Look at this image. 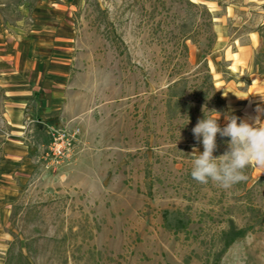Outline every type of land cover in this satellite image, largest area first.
Returning a JSON list of instances; mask_svg holds the SVG:
<instances>
[{"label": "rangeland", "instance_id": "rangeland-1", "mask_svg": "<svg viewBox=\"0 0 264 264\" xmlns=\"http://www.w3.org/2000/svg\"><path fill=\"white\" fill-rule=\"evenodd\" d=\"M191 1L212 16L205 59L225 101L212 118L250 121L264 95V0ZM199 22L182 0H0V264H264V166L227 189L198 183L203 144L165 106L181 78L192 99L191 39L203 47L211 32ZM15 62L64 74L69 124H6ZM51 128L70 138L61 157Z\"/></svg>", "mask_w": 264, "mask_h": 264}, {"label": "clouds", "instance_id": "clouds-1", "mask_svg": "<svg viewBox=\"0 0 264 264\" xmlns=\"http://www.w3.org/2000/svg\"><path fill=\"white\" fill-rule=\"evenodd\" d=\"M218 119L219 116L212 118L205 115L192 129L195 139L202 142L204 150L200 153L197 148H193L191 176L198 183L207 184L212 181L227 189L247 180L244 174L246 167L253 163L264 166V122L257 118L255 123H249L236 116H230L226 118V126L221 128ZM218 133L222 137H230V141L228 151L214 157Z\"/></svg>", "mask_w": 264, "mask_h": 264}, {"label": "trees", "instance_id": "trees-1", "mask_svg": "<svg viewBox=\"0 0 264 264\" xmlns=\"http://www.w3.org/2000/svg\"><path fill=\"white\" fill-rule=\"evenodd\" d=\"M182 2L186 7L192 8L195 12H197V16L200 18L197 32H199L202 27H207V29L209 28L211 32H209L208 36H206V43L203 47H201V43H203L201 38L197 37L191 39L202 53L201 59L194 67L193 76L195 81H197V84H193L190 88V91L192 92V99L187 100L184 98V92L187 89L185 85L186 79L181 78L180 82H172L167 85V98L165 106L168 110H175L180 117H183L186 120L187 123H191L188 124V135L190 137L191 144L197 145L201 142H198L195 139L192 129L196 126L198 120L203 119L205 115L212 117L213 115L224 113L225 101L214 90L212 75L205 59V56L209 54V51L215 42V33L211 30L213 24L212 16L203 3H196L191 0H182ZM257 32L259 37L264 40V33H261L259 29H257ZM181 37V41L179 42V55L186 59L188 56V47L184 39L186 36L181 35ZM255 64L258 66V72H264V69L259 68L257 62ZM219 126L223 128L222 125ZM229 141L230 137H222L219 133L217 134V147L213 153L214 157H218L221 153L228 151L227 147L229 146Z\"/></svg>", "mask_w": 264, "mask_h": 264}, {"label": "crops", "instance_id": "crops-1", "mask_svg": "<svg viewBox=\"0 0 264 264\" xmlns=\"http://www.w3.org/2000/svg\"><path fill=\"white\" fill-rule=\"evenodd\" d=\"M19 63L11 64L15 68L10 69L8 76L2 78V81H6L5 85L3 84L6 87L5 95L9 96V106L4 111L6 124H23L26 118L35 120L32 124H69L64 109V98H66V91L62 88L64 74L58 73L59 77L55 76V80L39 79L37 68L36 71L35 68H30L34 70L27 72L24 68H19L21 65ZM254 99L262 100V104L252 111L249 116L250 121L248 117L247 120L249 123H255L259 118L264 122V95L260 93Z\"/></svg>", "mask_w": 264, "mask_h": 264}, {"label": "built area", "instance_id": "built-area-1", "mask_svg": "<svg viewBox=\"0 0 264 264\" xmlns=\"http://www.w3.org/2000/svg\"><path fill=\"white\" fill-rule=\"evenodd\" d=\"M51 142L49 151L51 155L61 157L68 150L70 145V138L64 129L51 128L50 130Z\"/></svg>", "mask_w": 264, "mask_h": 264}]
</instances>
